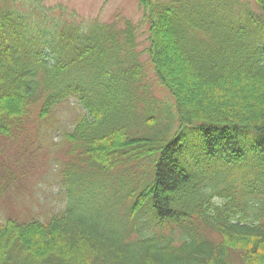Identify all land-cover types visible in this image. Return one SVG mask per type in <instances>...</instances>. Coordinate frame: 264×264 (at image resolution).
<instances>
[{
  "label": "trees",
  "instance_id": "trees-1",
  "mask_svg": "<svg viewBox=\"0 0 264 264\" xmlns=\"http://www.w3.org/2000/svg\"><path fill=\"white\" fill-rule=\"evenodd\" d=\"M251 1L138 0L173 111L146 105L133 21L0 0V149L80 104L63 132L64 209L24 213L0 164V264H264V0Z\"/></svg>",
  "mask_w": 264,
  "mask_h": 264
},
{
  "label": "rangeland",
  "instance_id": "rangeland-1",
  "mask_svg": "<svg viewBox=\"0 0 264 264\" xmlns=\"http://www.w3.org/2000/svg\"><path fill=\"white\" fill-rule=\"evenodd\" d=\"M47 7H56L52 12H48V17L66 18L67 22L72 20L84 19L86 22L98 18L101 21H115L117 25L127 19L136 24V49L141 54L140 58L146 65V76L144 83L147 86V93L144 94L148 99L147 107L158 110L157 108L171 107L174 101L169 93L158 82L154 75L149 55L146 49L149 45L148 24L142 22V12L138 0H42ZM161 1V0H160ZM252 2L251 0H241ZM63 7L62 10L58 7ZM63 28H59L62 30ZM53 31L46 27L44 36L51 39ZM49 46V45H47ZM79 102L76 99L65 101L61 105L57 116L58 130L54 131L50 127L29 128L25 134L27 140L13 142L0 149V164L2 161L18 177V181H11V186L7 190L8 200L18 202L24 213L31 215L51 214L62 210L70 200L66 179L62 173L63 163L67 162L68 156L64 153L63 132L71 130L75 119L80 113ZM163 108V109H164ZM86 111V110H85ZM155 113V112H154ZM156 114V113H155ZM167 115H163L164 121ZM34 127V126H33ZM187 141L190 144L201 146V137L198 131L187 132ZM214 176L217 175L221 164L215 160H209L205 165ZM221 170V169H220ZM241 186V185H240ZM225 186L220 185V189ZM241 187L238 188L241 191ZM73 194L80 193L82 190L73 189ZM217 196L215 199H222ZM16 206V205H15ZM11 207H14L11 205ZM7 212V206L0 202V216ZM35 215V216H36Z\"/></svg>",
  "mask_w": 264,
  "mask_h": 264
}]
</instances>
